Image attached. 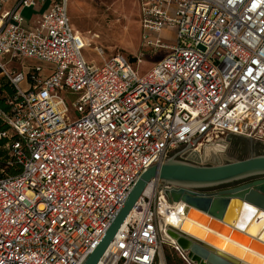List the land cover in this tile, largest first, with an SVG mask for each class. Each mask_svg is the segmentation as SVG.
Wrapping results in <instances>:
<instances>
[{
  "label": "built area",
  "instance_id": "1",
  "mask_svg": "<svg viewBox=\"0 0 264 264\" xmlns=\"http://www.w3.org/2000/svg\"><path fill=\"white\" fill-rule=\"evenodd\" d=\"M67 2L0 0V264H81L149 166L264 141V0H138L143 48L168 51L143 77L122 53L86 61ZM23 9L42 11L31 27ZM150 183L97 264H164L174 186Z\"/></svg>",
  "mask_w": 264,
  "mask_h": 264
},
{
  "label": "water",
  "instance_id": "2",
  "mask_svg": "<svg viewBox=\"0 0 264 264\" xmlns=\"http://www.w3.org/2000/svg\"><path fill=\"white\" fill-rule=\"evenodd\" d=\"M176 157V153L172 154L161 164L149 166L142 172L105 234L81 264L99 262V258L112 243L115 233L144 193L146 186L156 179L163 184L174 186L165 190V195L169 201L181 200L184 203L183 212L189 214V210L194 209L205 216L197 215L196 219L207 224L211 230L229 235L250 249L260 247L261 251H264V154L214 165L194 164ZM248 177L255 178L213 192L194 190ZM245 223L247 224L244 225ZM182 226L181 229L185 224ZM191 233L192 237L188 234L185 236L183 230L172 227L168 230L169 236L176 241L177 246L186 251L194 262L261 264L258 257H249L248 251L237 252L231 246L226 247L222 257H219L217 253L220 252L215 253L207 249L208 243H214V238L209 233L205 234L197 229Z\"/></svg>",
  "mask_w": 264,
  "mask_h": 264
},
{
  "label": "rangeland",
  "instance_id": "3",
  "mask_svg": "<svg viewBox=\"0 0 264 264\" xmlns=\"http://www.w3.org/2000/svg\"><path fill=\"white\" fill-rule=\"evenodd\" d=\"M67 13L75 33L84 41L82 54L88 62H93L96 65L101 64V59L96 49L103 51L105 59L110 58L116 53H122L131 61L134 69L137 71V75L143 77L153 68L158 59L168 53L164 49L150 52L143 48L142 30L139 25V5L136 0H68ZM162 37L171 43L174 40V33L170 31L163 32ZM139 52H143L144 55L137 65L134 58ZM37 63L39 62L30 59H22L21 61V64L24 66ZM60 95L67 105L71 107L72 99L64 94ZM262 140H264V137H262ZM5 152L6 149L0 145V155L5 154ZM201 152L203 161L199 164H221L228 161L244 159L251 155L264 154V141L260 142L241 136L227 135L218 139L217 142H213L212 145L204 146ZM255 177L243 178L219 185L198 187L194 188V190L199 192H213L240 184L244 181L246 182ZM196 221L200 222L198 220ZM201 224L207 225L204 223ZM159 231L162 241L160 256L163 263L186 264L174 247H172V244L166 240L161 227ZM253 250L259 251V253L264 252L261 251L260 247H256ZM167 256L169 257V263L166 260Z\"/></svg>",
  "mask_w": 264,
  "mask_h": 264
},
{
  "label": "bare ground",
  "instance_id": "4",
  "mask_svg": "<svg viewBox=\"0 0 264 264\" xmlns=\"http://www.w3.org/2000/svg\"><path fill=\"white\" fill-rule=\"evenodd\" d=\"M151 185L152 183H149L146 186L144 190V194H147L150 191V189L152 188ZM171 202H173L172 203L173 211H171L170 213H165L164 211H162L163 216L161 220L162 233L164 237L166 238V240L169 241L171 244L172 243L176 244V241L172 239L168 234V230L171 227L174 229L183 230V233L185 236H187L188 234L191 237H192L191 231L197 229L198 231L203 232L205 234L209 233L214 238V243H208L207 249L215 253L217 251L220 252V253H217L219 257H222L221 255L222 253L225 252L226 247L231 246V247H234L237 250V252H242V250L243 252L248 251L249 257H258L261 261V264H264V254H261L259 253V251L257 252L253 249H250L247 246L240 244L239 242L231 239L229 235H225L223 233H219V232H215L211 230L207 225L201 224L202 222L201 223L197 222L196 221L198 220L196 219L197 215H200L202 217H205V216L198 213L194 209L189 210L190 211L189 214L186 212H183L184 203L181 200L171 201ZM136 208H137V205L134 207L133 211H135ZM184 224H185L184 228L181 229V227H183L182 225ZM246 224L247 223H245L244 225ZM197 264H201V263H197Z\"/></svg>",
  "mask_w": 264,
  "mask_h": 264
},
{
  "label": "crops",
  "instance_id": "5",
  "mask_svg": "<svg viewBox=\"0 0 264 264\" xmlns=\"http://www.w3.org/2000/svg\"><path fill=\"white\" fill-rule=\"evenodd\" d=\"M137 1H138V0H136V2H137ZM45 8H46V7L43 6L42 11H43ZM42 11H41V12H42ZM41 12H40V13H35V12L31 11L30 9H23V10H22V14H23L24 19H25V26H26V28H27V27H31V26L35 23V21L41 16V15H40ZM167 31H170V32L173 33V31H172L171 29H168V30L163 31V32H167ZM163 32H162V33H163ZM162 33H161V37H162ZM162 38H163V37H162ZM158 60H159V59H158ZM158 60H157V61H158ZM4 88H6L8 92H10V90H9L7 87H4Z\"/></svg>",
  "mask_w": 264,
  "mask_h": 264
},
{
  "label": "trees",
  "instance_id": "6",
  "mask_svg": "<svg viewBox=\"0 0 264 264\" xmlns=\"http://www.w3.org/2000/svg\"><path fill=\"white\" fill-rule=\"evenodd\" d=\"M6 87L10 90L9 86H6ZM6 128H7L6 124H4L2 121H0V132L6 130ZM4 143H6L5 139L1 138L0 139V145H3ZM166 260L169 263V257L168 256L166 257Z\"/></svg>",
  "mask_w": 264,
  "mask_h": 264
},
{
  "label": "flooded vegetation",
  "instance_id": "7",
  "mask_svg": "<svg viewBox=\"0 0 264 264\" xmlns=\"http://www.w3.org/2000/svg\"><path fill=\"white\" fill-rule=\"evenodd\" d=\"M248 181V180H247Z\"/></svg>",
  "mask_w": 264,
  "mask_h": 264
}]
</instances>
